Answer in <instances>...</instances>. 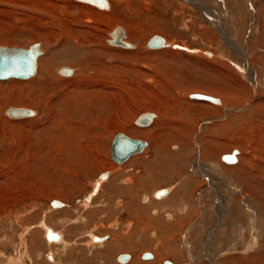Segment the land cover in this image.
<instances>
[{"label": "rangeland", "instance_id": "rangeland-1", "mask_svg": "<svg viewBox=\"0 0 264 264\" xmlns=\"http://www.w3.org/2000/svg\"><path fill=\"white\" fill-rule=\"evenodd\" d=\"M109 1L112 7L109 11L105 12L107 17L104 16L105 14H99V11L89 4L81 3L76 0H0V46L22 47V49H24L25 45L20 46V44L29 42L33 45H35L34 43H44L47 46L53 47L63 40V28L64 25H66L63 22L68 19L74 20L75 18H80V16L83 15L80 21L81 27H83V25H88L87 21L90 20L92 26L96 25L94 28L96 27L97 31L100 29L97 35H99L102 42L107 38V32H109L112 27L114 28L115 25H122L127 28L131 37V43H136L141 50L145 49L144 44L146 40H150L152 36L167 38L173 50V53L165 52L166 54H164L163 52L158 53V51L156 52L148 49L146 53L140 52L139 54L141 56H123L118 54L114 55L113 52L108 50L113 49V47H108L107 50H102L104 48L100 49L102 51V58H106V56L109 55V57H111L110 59L113 60L114 58L117 63L114 65V68L112 67L114 70L111 69L110 72H107L108 76L105 75L106 79H101L104 85L101 83L100 88H95L96 90L103 89L100 90V93L103 94V96L100 95L99 99L101 100L97 101V103L94 102L95 116L98 118L97 126H93L89 123V125H87L88 127L86 126L88 129L85 134H83L82 130H78L79 132L76 131L77 134L81 132L83 138L81 140H78L80 137L76 139V133V136H71L73 138L72 141H81L78 152L74 151L76 144L71 145L70 139L69 141L66 139V131L64 133V131L58 127V123L53 125L50 122L57 113L56 108L58 104L61 103L62 94L67 91L65 90L66 85L64 83L71 80L68 76L62 78L63 76L60 77L54 69L51 76L56 79L57 82L52 81V83L49 82L46 85L40 86L38 84V78L41 77L38 74L41 68L40 57L36 73L32 77L28 79L11 78L9 80L0 81V216L6 211H19L21 212L20 218L22 220V222L18 224L12 220V223H7L8 225H4L3 222H0V238L2 239L3 234L7 233V235H5L6 243L0 245V252L5 255L0 257V261H4L5 257L7 258L14 255V245L18 246L21 242L19 239V234L22 230L21 227H28V232L25 235V244L27 247L30 246V234L32 236L33 229L29 228V226L32 225L34 227L36 219L39 220V217L43 215L40 216V212L36 208L34 212L35 214L39 212L38 218L33 219L32 223L31 221H26V224L23 220H30V217L35 215L32 214L34 209L32 205L36 204L41 210L45 209L48 206L47 203L50 196L56 195L66 197H64L63 200L67 204L66 209H68L69 214L65 220H69V222H62V219H64L63 216L56 215L49 217L48 225L60 230L68 242L76 244L69 246V248L66 249V252H68H65L67 256L63 257H59L60 255L62 256L61 248L53 247L57 250H54L56 252L55 255L59 257L60 260L62 258L64 264H120L118 258L124 254H119V251H114L115 247H112V245H114L112 243L116 241V235L126 233L128 231L127 224L129 222L136 227H139L138 225H140L141 222L139 219L137 220L130 217L126 210L120 209L119 211V209H117L118 207L113 204L118 198H122L121 196L125 194L123 188H127V184L124 180H128V178L133 179L135 177L133 186L131 187V191L133 192L131 193L138 198L137 201H139L138 203L142 206H145V204L142 203L141 197L144 195L147 196V203L151 207L146 209V215L150 217L152 216L151 211L153 208H158L157 210H159V207L167 203L178 202L179 199L182 198L181 195L185 196L189 194V190L187 189V191L185 190L182 193H175V191H177L175 187L168 198L162 200L156 199L153 196L155 190L160 189L161 191L165 188L173 187L181 179L174 174H170L171 172H166L165 174L161 171L162 173H160L159 169L161 170L162 165L160 163L162 162L161 159L152 157L151 148L153 146L150 135L146 137L136 136V138L138 137V139L147 142L145 150L139 154L132 155L120 165H118V163L116 164L111 160L110 151L111 143L115 135L124 133L123 135H127L126 137L131 138L129 135L131 131L150 127L153 131L151 134H156L155 132L161 127V125H159V120L163 118L162 116H165L164 118L168 117L166 120L174 123L173 119H177L178 115L181 113L184 114V112L189 113L190 115H194L192 117L194 122L188 123L189 127L184 130L186 131L184 134H188L191 144V156L189 157V161L195 153L200 152V149L202 153L201 144H204L205 150H207V152L210 150L208 155H211V153L213 154L210 157L208 156L206 160H211L210 162L216 163L219 162V158L222 154L231 153V149L233 148H229L227 145V138L229 137L227 130L219 128V124L227 120L226 113L235 116L240 113L238 111H241V109L245 110L246 106H249L251 103L258 108L259 112L264 111V85L263 87L259 86L261 96L255 98V90L251 89L250 83H247V80H245L243 76L244 82L242 81L243 84H241L239 73L235 72L231 64L227 63L228 60H231V57L236 58V56L232 48L224 41L221 35L224 29L230 38L229 43H240V35L235 31H238L237 25H241L242 21L244 22V45L242 44L240 49L243 48L246 52L245 58H247L254 69L256 79L264 84V10L262 11V9H264V0H250L252 4H254V10L260 11L254 18H252V14H254L252 13L253 11L250 13V10L248 11V9H246L247 5L243 7L244 9L242 7L241 9L237 7V0H197L201 2V4L206 3L205 5L208 6L207 15L205 17L198 8L186 4L184 0ZM235 1L236 3H234ZM243 1H245L246 4L248 0ZM90 7L97 13L91 11L92 9H90ZM260 13L262 17H259ZM47 15L48 17L50 16L49 18H52L49 21L52 22L51 25L53 26H47L45 22L47 20ZM228 21H233L236 23V26L233 22H231L232 25H230ZM98 23L100 25H98ZM139 28L145 31V36L140 41L138 40ZM47 30H49V32ZM228 30L230 32H228ZM253 31L254 33H252ZM204 51L215 53L216 58L204 57ZM222 51L226 54L223 55L224 57L220 55V53L223 54ZM110 54L113 55L110 56ZM224 61H226V65L231 67L234 72L224 65ZM222 65L224 67V72L221 71ZM60 66H62V64H60ZM57 67L59 66L57 65ZM67 67L72 68L70 63H68ZM75 71L77 72V69H75ZM87 73L89 72H86V74ZM99 74L101 75L102 73ZM99 74L96 73L91 75H93L92 78L98 79V76H100ZM182 79H184V81H180ZM104 80L114 81L113 83L106 82L107 84H105ZM185 80L192 82V85L196 82L194 85L196 89L198 87V91H203L199 89H201L204 84L207 85L210 90L215 91V93H220L222 91L229 96H233L234 94V98H238L236 100L241 103L240 105H234L233 110L231 108L229 111L225 110L226 107L232 106L228 104L225 108L213 105L218 109L209 111V103L198 102L196 99H192V95H190L192 100L188 97L189 92L185 89V85L183 84ZM192 85L191 87H194V85ZM191 87L188 89L191 91L196 90H192ZM74 88L79 90L76 85H74ZM182 88L187 92L185 91L186 93L184 92L182 94L180 91ZM93 89L94 87H89V91ZM178 94L180 95L178 96ZM20 106L28 108L24 110H27L30 114L22 115L21 117L19 114H16V116H18L16 118H9L4 114L7 108L13 109V107ZM60 106H62V103ZM83 106L84 109H81ZM83 106L79 104L77 108L88 114L85 115V120L90 122L91 117L89 116V109L85 108V105ZM32 110L37 112L36 117H30L33 114ZM141 112L155 113V119L151 126L148 124L149 126L147 127H139L133 123L134 116L141 114ZM180 117L185 121L184 119H186V117L181 115ZM258 125L259 128L255 136L258 139H255V141L264 148V119ZM220 131H223L222 133L225 134H220ZM201 136H204L203 139L206 137L205 141L200 138ZM211 138L214 140L218 139L219 142ZM170 140H172V137L166 139L167 142L169 141L167 146L169 145V151L173 155L176 154L175 158H177L175 162L172 163L173 165L171 164V167L178 170L180 169L179 162H184L185 159L182 156L179 157L180 153L178 150L170 148V145L174 142ZM61 142L63 143L60 145L61 151L64 145L69 142V146L71 147L69 149L73 159L70 157V160H66L65 156L61 157L57 155L58 151H56V146ZM158 143L161 142L158 140L156 144ZM197 144H200V146H197ZM178 146L181 147V150L183 149L182 143L178 142ZM248 150L251 151L250 149ZM47 152L48 154H46ZM260 153L261 152H259V154ZM136 158L140 159V161L144 159L149 161L150 170L148 168V172H152L146 174L143 168L136 164ZM35 161H39L41 165L39 170L43 167L46 168L43 172L42 170L39 171L41 175H39L37 171H33V163H35ZM186 162L187 160L184 162L185 168H188V164L191 162ZM15 171H19V175H17L19 179L17 178V180H19L21 184L20 188L15 187L16 185H13L11 182V185L9 184L10 187L8 185L6 188L5 185L3 186L2 184L4 176L6 174L12 176ZM106 171L110 173L109 180L100 185L101 188L99 187V192L95 196L92 205L84 209L77 201L87 197L88 193L92 190V184L97 180L99 174ZM132 175H134V177H132ZM40 177H42V179ZM138 178L146 182L144 184L142 182V186H139L137 185ZM23 183H25V185ZM31 183H34L35 188L34 191L29 192L26 187ZM66 183L70 185L72 193L67 192L68 190L66 188L68 186ZM57 184H62V186L65 185L67 187H65L63 191ZM136 186L141 188L136 189ZM215 186L217 187L214 191L217 192L222 190L224 194H227L228 187L226 189L223 183L217 181ZM134 188L136 189L135 191L133 190ZM203 191L204 189L201 192L200 190L196 192H199L200 196H202L204 193ZM118 193L123 195H119ZM197 195L194 199L195 202L199 200V195ZM108 201L110 205H108ZM188 202L191 204V199H189ZM56 207L61 208V204L60 207ZM162 209L167 210L168 208L163 206ZM162 209H160L159 212H163ZM200 211H202V209ZM61 217L62 219H60ZM76 217H79V219L75 222L73 219ZM150 225L156 227L157 223L154 221ZM90 234H94L95 236H108L109 240L107 246L109 250H106V248H104L105 250L103 248H98L89 252L86 248V243L89 240ZM184 234L185 228L183 227L181 234L178 233L175 236L176 244H181ZM148 235L150 236V233ZM137 238L138 237L135 236L132 242L134 249L141 248L140 246L144 244L143 240V242L138 241L136 240ZM37 239L38 242L35 240L37 246L39 244L37 251L40 253L48 252L47 248L42 245V243L40 244L39 238ZM188 239V241L193 244L194 237L192 234ZM47 241L52 240L47 239ZM119 241L123 244L125 243L122 239ZM146 241L151 242L148 238ZM98 253L102 254L98 256ZM146 253L147 252L143 253L142 256ZM36 254L37 252L31 254V259L34 262H36L35 259L37 260ZM101 256L103 257L102 259L100 258ZM142 256L140 260L144 261ZM176 259L179 264H181L182 261L188 260L186 257L182 258L178 256ZM170 260L167 259V261ZM0 264L2 263L0 262ZM41 264L43 263L41 262Z\"/></svg>", "mask_w": 264, "mask_h": 264}, {"label": "bare ground", "instance_id": "bare-ground-1", "mask_svg": "<svg viewBox=\"0 0 264 264\" xmlns=\"http://www.w3.org/2000/svg\"><path fill=\"white\" fill-rule=\"evenodd\" d=\"M76 1L89 4L91 7H93L97 11H99V14H105V12L109 11L112 7L109 0H104L103 6L102 5L99 6L97 3H89V2H86L83 0H76ZM94 1L96 2L97 0H94ZM184 1L186 2V4H189L193 7L198 8L204 17L207 15L208 6L205 5L206 3L201 4V2H199L197 0H184ZM237 1H238V4H237L238 8L241 9V7L243 8L245 5H247L246 9H248V11L250 10V13L253 11L252 13H254V14H252V18H254L255 15H257L260 12L258 10H256V11L254 10V7H253L254 4H252V2H251L252 0L246 1V4H245V1H243V0H237ZM71 3L74 4L73 2H71ZM234 3H236V1ZM232 6H234V5H232ZM69 7H71V6H69ZM91 7H90V9H92ZM233 10H234V8H233ZM263 10L264 9H262V11ZM91 11L97 13L93 9ZM210 13H211V10H210ZM227 15H228V13H227ZM261 15L262 14L260 13L259 17H262ZM42 16H44V15H42ZM101 16H103V15H101ZM104 16H107V15L105 14ZM49 17L47 15V18H46L47 20L45 21L47 23L48 27L53 26V25H51L52 22L49 21L52 18H49ZM82 18H83V15L80 16V18L79 17L75 18V19L73 18L74 20L68 19L67 21L65 20L63 22L66 25H64V28H63L64 29L63 40L59 44L51 47V46L45 45L44 43H34L35 45H37V48L35 50L38 51V56L36 57L35 72L33 75H35V73H36L38 60L41 57V62H40L41 68H40V71H38L39 72L38 74L41 76L40 78H38V80H39L38 84L40 86L46 85L49 82L52 83V81L57 82L56 79L52 78V76H51L54 69L56 70V73L60 77L63 76L62 78H64V77L68 76L69 79H71V80L73 79L72 81L68 80V82L64 83L66 85L65 90H67V91H65V93L62 94L63 95L61 97L62 106H60L61 103L58 104V107L56 108L57 113L54 115V118L50 122L53 125H56L58 123L59 124L58 127L61 128V130H63L64 133L66 131V134H65L66 139L68 141L70 139L71 145L76 144L74 151H77V152L79 151L78 148H79V144L81 143V141H76V142L72 141L73 138L71 136H74L76 133V135H77V136L75 135L76 139H78L80 137L78 140H81V139H83L81 132L79 134H77L76 131L82 130L83 134H85L86 130L88 129V128H86V126L89 125V123H91L93 126H97L98 118L95 116L94 102L97 103V101L101 100L99 98H100V95L103 96V94L100 93V90H103V89L96 90L95 88L101 87V83H102L101 79H106L105 75L108 76L107 72H110L112 67L114 68V65L117 63L114 60V58H113V60H111L110 59L111 57H109V55L106 56V58H102L101 57L102 51L100 49L104 48L102 50H107L108 47H110V48L113 47V49H108V50L110 52H113L114 55L118 54V55H123V56L124 55L125 56H128V55L129 56H131V55L139 56L140 52L146 53L148 51V49L151 51H156V52L158 51V53L163 52L164 54H166L165 52L173 53L172 45L169 43L167 38H165V37L163 38L160 36H157L158 38L161 39L159 47H157V48L149 47L148 46L149 39H148V40H146V42L144 44L145 49L141 50V48L136 43L135 44L131 43L130 34H129L127 28L123 27L122 25H115L114 28L111 26L112 28L109 30V32H107V36H106L107 38L104 39V41L102 42L101 39L99 38V35H97V33H99L100 29L98 28L99 30L97 31L96 27L94 28V26H96V25L92 26L90 20L87 21L88 25H83V27H81L80 21ZM231 22H233V21H228V23L230 25H232ZM92 23H94V22H92ZM233 24H235V26H236V23L233 22ZM98 25H100V24L98 23ZM243 25H244V22L242 21L241 25H239V24L237 25L238 31H235V32H238L240 35V43H238V44H235L236 42L234 44L229 43L230 38H229L226 30L223 29V32L221 35H222V38L224 39V41H226L228 43V45L232 48L233 53L236 56V58L231 57L230 58L231 60H228L227 63L231 64V66L235 70V72L239 73V76L241 78L240 79L241 84H243V82H244L243 78H245V80H247V83L248 82L250 83L251 89L255 90L254 91L255 92L254 93L255 98L256 97L258 98L259 96H261L260 92H259V86L263 87L264 84H262V82L260 80L256 79V77H255L256 73H255L254 69L250 65V62L247 60V58H245L246 52L243 50V48L240 49L241 45L243 44V40H244L243 35H244V31H245L244 29L245 28ZM138 27H137V29H138ZM199 27H200V25H199ZM231 27H233V26H231ZM47 31L49 32V30H47ZM228 32H230V31L228 30ZM252 33H254V31ZM138 34H137L139 36L138 40L140 41V40H142V38H144L145 31L142 28H139ZM118 38H119V40H121V42L118 41ZM136 42H138V41H136ZM27 43L20 44V46L25 45L24 49L27 50L29 47H31L33 45L32 43H29V42H27ZM7 47H9V46H7ZM13 48H16V47H13ZM17 48L22 49V47H17ZM127 49H132V50H127ZM220 49H222V48H220ZM122 50L127 51V52H124ZM222 53L223 54L220 53V55L222 57H224L223 55L225 53L223 51H222ZM113 54H110V56H112ZM170 55H172V54H170ZM203 56L206 58H214L216 55L213 52L204 51ZM227 59H229V58H227ZM225 62L226 61H224V65L233 71V69L231 67H228L226 65L227 63H225ZM68 63L71 64L72 68L67 67ZM60 64H62V66H60ZM57 65L59 67H57ZM152 67H154V66H152ZM221 68H222L221 71L224 72L223 65ZM75 69H77V72L75 71ZM112 70H114V69H112ZM86 72H89V73L86 74ZM96 73L97 74L102 73V74L101 75L99 74L100 76L97 75L98 79H96L94 77L92 78V76ZM126 73H128V72H126ZM91 74H93V75H91ZM134 75H136V74H134ZM152 75H154V74H152ZM242 76H243V78H242ZM177 77H178V75H177ZM9 79H11V78H9ZM113 81H105V84H107L106 82H108V83L112 82L113 83ZM180 81H184V79H182ZM183 84L185 85V89L189 92L188 97L190 99H191L190 95H193V96L194 95H200L203 97H210L215 101V102L211 103V101H209V100L192 98V99H196V101H198V102L201 101V102L209 103L210 104L209 105V108H210L209 111H211L212 109L217 110L218 108H216V107H224L225 108V106H228V104H231L232 106H230V107L228 106L225 109V110L229 111L230 108L232 110L234 109V105H240V103H241L238 100H236L238 98H236V99L234 98V94H233V96H229L228 94H225L222 91L220 93L219 92L215 93V91L210 90L207 87V85H204V84H203V87L201 89H199V90H203V91H198L197 90L198 87L196 86L197 87V89H196L194 84H193L194 87H191L192 82H188L185 80V83L183 82ZM74 85H76L77 88H79V90H76L74 88ZM72 87H73V89H72ZM89 87H91V88L94 87V89L92 91L91 90L89 91ZM189 87H191L192 90L193 89H196V90L191 91L188 89ZM185 89L182 88L181 90L180 89L179 90L183 94L186 91ZM172 90L174 91L173 88H172ZM222 90H225V89H222ZM227 92L230 94V92L228 90H227ZM179 95L180 94H178V96ZM84 96H85V98H84ZM47 104H46V106H47ZM79 104H81L82 106L85 105L86 106L85 108L89 109V116L92 119V120L90 119V122L85 120V115L87 113L82 112L81 110H79V108H77ZM213 105H215L216 107ZM66 107H67V109H66ZM82 108L84 109V106L81 107V109ZM174 108H176V107H174ZM8 109L9 108H7L5 110L4 114L7 115V117H9V118L18 117L15 114H12L14 112L19 114L20 117L22 115H26V114L29 115L30 114V112H28L27 110H24V109H28V108L22 107V106L13 107V109H9V110ZM49 109H50V107H49ZM32 112H33V114L30 117H36L37 112L34 110H32ZM238 112H240V113L237 115L234 114L235 116H231L230 113H226L227 114V120H225L224 123L219 124V128L227 130V133L229 136L227 138L228 139L227 145L229 146V148H231V147H233V148L231 149V151H232L231 153L222 154L219 158V162H216V163L210 162L211 160H206V158L208 156L210 157L213 154L211 153V155H208L210 150H209V152H207V150H205V148L203 146L204 144H201L202 153H201V149H200V152L195 153L193 155L192 159L189 161V157L191 156V144H190L188 134L187 135L184 134L186 132L184 130L189 127L188 123H191L192 121L194 122V120L192 119V117L194 115H190L189 113H185V112H184V114L181 113L180 114L181 116L186 117V119H184L185 121H183L182 117H180V115H178L177 119H173L174 123L166 120L168 117L164 118L165 116H162L163 118H161L159 120V125H161V127L155 132L156 134H154V133L151 134L153 132L151 130V127L147 128V129H137V131L136 130L131 131V132L129 131L130 132L129 135L131 136V138H129V137H127V138H129L131 140L141 141V143L145 144V145L143 144L144 146H143L141 152L144 151L145 148L147 147V142H145L141 139H138V137L136 138V136H140V137L145 136L146 137V136L150 135L151 139H152V141H151L152 146H153L152 147L153 149L151 148L152 157H154V158L157 157V159L158 158L161 159V162H162V163H160V164H162L161 170L159 169L160 173L163 172L166 174V172H169V173L171 172L170 174H172V175L174 174L176 177H179L181 179L173 187L165 188L164 190H161V191H160V189L155 190L153 193V196L158 200L168 198L170 196V194L172 193V190L175 189V187H176L175 190H177V191H175V193H178V192L182 193L185 190L187 191V189H188L189 194H187L185 196L181 195L182 198L179 199L178 202H175V203L172 202V203H167V204L163 205L165 208H168L167 210H163L162 209L163 206L159 207L160 209L163 210V212L162 211L159 212L160 209L157 210L158 208L157 209L153 208L151 211L152 216L150 217V216L146 215V213H147L146 209L148 207H151L147 203L148 202L147 196L144 195L141 197L142 203L145 204V206H142V205H140V203H138L139 202V201H137L138 198L136 196H134L133 193H131V192H133V191H131L132 190L131 187L133 186V183H134V181H133L135 179L134 175H132V177H134L133 179L128 178V180H124L125 183L127 184V186H126L127 188H125V187L123 188V190H125V194L123 195V194L118 193L119 195H123V196H121L123 199L118 198L117 201L113 204L118 207L117 209H119V211H120V209L126 210L130 217H133L134 219H137V220L139 219L141 222H140V225H138L139 227L133 226L132 223L129 222L127 224V230L128 231L126 233L116 235V241L114 243H112L114 245L111 244L113 248L115 247L114 251H119V254H128L129 255V260L124 262V263H120V264H165L166 262L167 263L169 262L168 264H179L177 262V259H176L177 256L182 257V258L186 257L188 259L187 261H184V262L182 261L181 264H264V148H262V146L260 144H258V142L255 141V139H258L257 137H255L257 134L256 131H258V128H259L258 124L264 119V111L259 112L258 108L256 106L252 105V103H251L249 106H246L245 110L241 109V111H238ZM134 117H133L134 118L133 123L136 126L147 127L149 125L150 126L152 125V122L155 119V113H153V112H141V114H138L137 116H134ZM167 121L171 122V123H168ZM171 128H172V130H171ZM97 129H98V127H97ZM60 131H59V133H60ZM222 132L220 134H225ZM220 134H219V138H220ZM123 136L126 137L127 135H123ZM168 137L169 138L172 137V140L174 141L173 144L170 145V148H172L173 150H178L180 153V154L178 153L179 157L182 156L185 159L184 162L186 160H187V162H191L190 164H188L189 165L188 168H185V163L182 161L179 162L180 169L175 170L171 167V164L173 162H175V160L177 158H175L176 154L173 155L169 151V148H168L169 145L167 146L169 141L168 142L166 141V139H168ZM203 137L204 136H201L200 138L203 141H205L206 137L204 139H203ZM223 137H224V135H223ZM213 138H211V139L214 140ZM61 139H60V141H61ZM158 140L161 143L156 144L158 142ZM172 140H170V141H172ZM214 141L219 142L218 139L214 140ZM178 142L182 143V145H183L182 150H181V147L178 146ZM61 144H63V143L61 142V143H59V145L56 146V148H57L56 151H58L57 155H59L61 157L65 156V158L67 160L72 156V154L70 153L71 151L69 149L71 147L69 146V142H68L64 145V147L62 148V151H61L60 150ZM210 145H212V144H210ZM197 146H200V144H197ZM166 148H168V149H166ZM206 149H207V146H206ZM248 149H250L251 151H249ZM141 152H138L136 154H139ZM259 152H261V153L259 154ZM46 154H48V152ZM71 159H73V157H71ZM33 160H35V159H33ZM126 160H123L118 165H120L121 163H123ZM135 161L137 162L136 163L137 165H140L143 168V171L146 174L147 173L150 174L152 172V171L148 172V168L150 167L149 161H147L145 159L140 161V159H138V158H136ZM204 161H207V162L209 161V162L207 163ZM62 162H64V161H62ZM155 162H157V161H155ZM33 164H34L33 165V168H34L33 171L34 172L37 171L38 174H39L40 170H42V172L46 170L45 167H43L39 170V168L41 166L39 161H35V163H33ZM45 165H46V163H45ZM63 166H64V164H63ZM130 166H132V165H130ZM174 166H175V164H174ZM149 170H150V168H149ZM184 170H185V172H184ZM16 172L17 171H15L14 174H12V176L10 174H6L4 176L3 181H2L3 186L5 185V187L7 188V186L11 182L13 185H16L15 187L20 188L21 184H20L19 180H17V178H18L17 175H19L18 174L19 171L17 172V174H16ZM39 175H41V174H39ZM109 176H110V173L107 171L100 173L97 180L92 184V190L90 191V193H88L87 197L86 198L84 197L83 200L77 201V203L80 204L84 209H86L88 206L92 205V202H93L95 196L99 192L100 185L103 182L108 181ZM27 177H28V175H27ZM45 177H47V176H45ZM100 177H102V178H100ZM40 178L42 179V177H40ZM217 181L223 183V186H225L226 189L228 187L227 194H224L223 193L224 191H222V190L217 191V192L214 191V189L217 187V186H215ZM142 182H143V180L138 178L137 185L142 186ZM145 182H143V184ZM23 184L25 185V183H23ZM10 185H9V187H10ZM57 186L60 187V189H62L63 191L65 190V187L68 186L66 188L68 190L67 192L72 193L69 184H67V186H65V185L62 186V184H57ZM34 188H35L34 183L33 184L31 183V184H29L28 187H26V189L29 190V192L34 191ZM138 188L140 189L141 187H137L136 189H138ZM136 189L134 188L133 190L135 191ZM203 189H204V191H203L204 193L202 194V196H200L199 192H196V191L200 190V192H201ZM134 193H136V192H134ZM196 193L200 197V198L198 197L199 200L197 202H195V200H194L196 198V195H197ZM64 197L63 196H56V195L50 196V199H48L49 201L47 203L48 206L42 210L36 204L32 205V206H34L32 214H35L34 211L37 208L40 212V216L41 215H43V216L39 217V220H37L36 218H38V215H39V212H37V214H35L34 216H31V217L29 216L30 220H27V219L23 220L24 223L26 221H31V223H32V220L36 219L34 227L29 224L30 225L29 228L33 229V230L31 229L32 230V236L30 234V238H31L30 246L27 247L25 244L26 243L25 242V235L28 232V227H21L22 230H21V233L19 234V236H20L19 239L21 240L20 244H18V246L14 245V247H15L14 255L7 257V258L5 257L4 261H0L2 264H16V263L17 264H41V262L43 264H64V261L62 260V258L60 260L59 257L67 256L66 253L68 251L66 252V249L69 248V246L76 244V243L71 244V242H68L66 240V238L64 237V234L60 230L52 228V226L50 227V225H48L49 217L56 216V215L63 216L64 219H62V217L60 218V219H62V222L63 221L69 222V220H67V221L65 220V218L67 219L69 212H68V209H66L67 204L63 200ZM221 198H222V200L224 198V200H223L224 202L221 200ZM189 199H191V204L188 202ZM54 201H57V202H54ZM58 202L61 204V208L56 207V206L60 207V204ZM51 204H52V206H51ZM108 205H110L109 201H108ZM200 208L202 209V211H200L201 210ZM119 211H117V212H119ZM30 212H32V211H30ZM20 213L21 212H19V211H17V212L6 211L2 216H0V222H3L4 225H8L7 223H10V222L12 223V220L16 224L21 223L22 220L20 218ZM141 213H143V214H141ZM78 219H79V217H76L73 220L76 222ZM154 221H155V223H157L158 227L157 226L154 227V226L150 225ZM161 222L164 224H162ZM137 224H139V223H137ZM62 226H63V224H62ZM183 227L185 228V234L182 238V242H181V244H178V243L176 244L175 243V236L178 233L181 234ZM50 229H52L53 231ZM19 232H20V230H19ZM49 233H50V235H49ZM149 233H150V236L148 235ZM191 234L194 237L193 244H191L188 241L189 240L188 238H189V236H191ZM5 235H7V233L3 234L2 239L0 238L1 239L0 245H3L6 243L5 242ZM52 235H54L55 237ZM135 236L138 237L136 240H138V241L143 240L144 241L143 245L140 244L141 248H135V249L133 248L132 242H133ZM37 238H39L40 244L42 243V245H44L47 248L48 252L42 251L43 253H40L37 251L39 248L38 247L39 244L37 246V242H38ZM46 238L49 240H52V241H47ZM147 238H148V240H151V242H147L146 241ZM121 239L124 240L123 241V242H125L124 244L121 241H119ZM35 240L37 242H35ZM108 240H109L108 236H104V235L103 236H95L94 234H90L89 240L86 243V245H87L86 248L88 249L89 252H92V250L94 248L95 249L106 248V250L107 249L109 250V247L107 246ZM10 245H13V244H10ZM53 247L54 248L60 247L62 256L60 255L59 257H57L55 255L56 254L55 251H57V250H55ZM46 248H44V249H46ZM35 252H37V254H38V255L37 254L35 255L37 257V260L35 259L36 262H34L31 259V254H35ZM145 252L150 253L152 258L150 259V255H149V257H146V258H149V260L142 261V260H140V258L142 256V254ZM101 254L98 253L97 255L99 256ZM145 255H147V254H145ZM3 256H5V255H3L2 252H0V257H3ZM121 257H123V258H121ZM100 258L102 259V256ZM126 259H127L126 255L119 257V260L122 262ZM167 259H169V260L171 259V260L167 261Z\"/></svg>", "mask_w": 264, "mask_h": 264}, {"label": "water", "instance_id": "water-1", "mask_svg": "<svg viewBox=\"0 0 264 264\" xmlns=\"http://www.w3.org/2000/svg\"><path fill=\"white\" fill-rule=\"evenodd\" d=\"M83 1L97 3L99 6H103L104 3V0H97L96 2L94 0ZM118 41L121 42L119 38ZM160 42V38L153 36L149 40L148 46L151 48H157L160 46ZM36 48L37 45H32L27 50L0 46V80H6L9 78L28 79L33 76L35 72V61L38 56V51L35 50ZM191 97L215 102L210 97H203L200 95H192ZM12 114L16 115L17 113L14 112ZM143 144L144 143H141V141L131 140L122 134H117L111 143V160L119 164L130 156L141 152L145 145ZM144 257H149V254L144 255Z\"/></svg>", "mask_w": 264, "mask_h": 264}, {"label": "flooded vegetation", "instance_id": "flooded-vegetation-1", "mask_svg": "<svg viewBox=\"0 0 264 264\" xmlns=\"http://www.w3.org/2000/svg\"><path fill=\"white\" fill-rule=\"evenodd\" d=\"M94 249H95V248H94ZM94 249H93V250H94ZM103 249H104V248H103ZM146 254H149V255H150V259L152 258V256H151L150 253L147 252ZM124 255H125V254H124ZM144 255H145V254H144ZM144 255L142 256V259H143V260H149V258L144 257ZM103 256H104V255H103ZM126 256H127V259H126V260H124V261L122 262V261H120L119 258H118V262H119V263H124V262L128 261V260H129V255L126 254ZM102 258H103V257H102ZM168 263H169V262H168ZM168 263L166 262L165 264H168Z\"/></svg>", "mask_w": 264, "mask_h": 264}]
</instances>
